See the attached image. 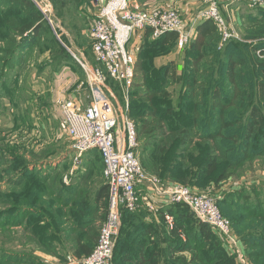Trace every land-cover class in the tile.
I'll return each instance as SVG.
<instances>
[{
	"label": "trees",
	"instance_id": "trees-1",
	"mask_svg": "<svg viewBox=\"0 0 264 264\" xmlns=\"http://www.w3.org/2000/svg\"><path fill=\"white\" fill-rule=\"evenodd\" d=\"M51 1L59 12L88 0ZM239 18L243 41L231 39L220 47V30L213 20L196 23L194 37L181 48L176 72L172 60L159 61L174 50L177 34L151 38L146 28L127 115L136 129L137 146L138 135H143L142 148L148 147L142 169L164 183L218 193L216 205L230 220L246 259L264 264V200L255 192L256 184L246 186L254 200L242 187L219 193L225 181L242 178L247 169L264 163V8ZM45 32L48 25L32 0H0V80L16 65V54L36 41L40 45ZM47 39L52 61L59 53L69 58L50 32ZM169 80L179 86L175 97L168 90ZM91 150L101 160L98 150ZM33 165L28 156L0 150V182L7 185L0 186V229L19 226L16 238L25 236L29 244L13 249L0 242V264H40L33 248L60 263L87 256L107 214L106 182L98 178L86 190L80 188L84 173H78L69 185L58 179L50 187L48 174ZM139 205L134 211L121 210L112 264H238L220 236L187 205L167 203L152 212ZM165 214L173 218L171 227ZM62 239L71 242L70 254L57 251Z\"/></svg>",
	"mask_w": 264,
	"mask_h": 264
},
{
	"label": "built area",
	"instance_id": "built-area-1",
	"mask_svg": "<svg viewBox=\"0 0 264 264\" xmlns=\"http://www.w3.org/2000/svg\"><path fill=\"white\" fill-rule=\"evenodd\" d=\"M203 2L206 6L186 28L179 13L172 8L139 9L132 7L129 0H90L91 6L96 9V16L90 24L88 36L97 65L86 66L79 60L85 72L90 101L87 106L81 107L73 99L66 98L58 105V110L63 129L72 141L74 160L77 161L91 149L98 150L107 184L108 206L93 249L87 256L75 260V264H112L121 210L134 211L140 203L151 211L156 210L158 206L154 198L161 196H166L168 203L187 205L199 220L211 226L232 254L243 262L244 253L238 237L231 229L230 220L221 214L215 197L181 183H164L142 169L135 155L137 136L134 123L127 114H121V120H118L116 108L104 95L103 89L107 78H110L122 87L123 93H128L135 78L136 58L132 51L126 49V44L137 31L149 28L153 38L175 32L176 45L183 48L194 37V25L209 18L220 30L222 41L238 38L221 13L219 2ZM220 3L223 8L232 4L264 8V0H220ZM125 105L127 109V99ZM164 219L171 227L172 216L165 214Z\"/></svg>",
	"mask_w": 264,
	"mask_h": 264
},
{
	"label": "rangeland",
	"instance_id": "rangeland-1",
	"mask_svg": "<svg viewBox=\"0 0 264 264\" xmlns=\"http://www.w3.org/2000/svg\"><path fill=\"white\" fill-rule=\"evenodd\" d=\"M32 1L41 11L48 25L50 35L69 54V58L63 59L61 53H59L56 60H51V52L45 45L49 43L47 39L49 32L43 33L40 45H37L39 42L37 43L36 41L35 44L30 45L28 50L22 52L20 55L16 54V65L11 69L8 68L4 77L0 80V150L6 154L15 152L28 156L34 162L31 168L35 166L40 171V174H48L46 183L50 187L55 186L58 179H61L62 183L69 185L72 178V181L77 178L78 173H84V179L80 183V188L82 186L87 190L92 186V182L95 180V183L98 178L100 181L105 182L102 175L101 160L97 152L92 150L83 154L77 161L74 160L72 141L63 129L62 118L58 105L54 104L53 96H57L55 82L61 79L60 73L64 70V66L72 67L76 71V75L83 79L84 86L86 77L79 60L86 66L96 65L88 36L90 24L96 16V9L91 6V3L88 2L89 0L79 8H69L59 12L55 11L51 0ZM255 9L257 7H250L247 4H232L224 8V16L227 23L229 27L235 30L238 38H229L225 41L220 39L218 47L231 39L243 41L242 33L239 32L238 28V25L242 22L239 17L250 11L254 12ZM244 42H248V40L244 39ZM137 43L135 35L132 34L129 42L126 44V49L133 51L132 46L134 45L133 47L137 48ZM174 49H176V46ZM173 52V55H168L159 62H167L172 59V66L176 72L181 68L182 53L181 49L180 51L173 50ZM137 53L134 52L135 58ZM108 79L106 80V86L103 88L104 95L113 103L118 120L120 121L121 114L125 115L128 112V107L127 109L125 108L126 99L129 103L130 92L134 88L133 85L137 79L132 81L127 94L122 92V87L116 81ZM169 81L171 83L168 85V90L175 97L179 86L174 81ZM143 141L144 136L138 135V146L135 152L141 164V158L143 160L148 158V147L142 148L141 142L143 144ZM143 169L146 173H150L144 167ZM244 174L247 175L245 176ZM244 174L242 178L233 177L224 183L228 188L234 185L245 188L254 200L256 198L254 193L246 186L252 185L250 180H253V178L255 179L253 181L256 183V179L259 176L264 177V163L253 165ZM3 182H0L1 188L7 189V185ZM195 189L198 190L196 187ZM255 192H259V198L264 200V179L260 180L256 185ZM201 193L210 195L207 192ZM217 194H211L210 196L216 198ZM141 206L147 209L143 203L139 205V208H142ZM147 210L152 212L149 209ZM15 231L20 232V227H11L5 231L0 229V242H3L7 248L27 249L29 244L26 242V237L20 236L16 238ZM117 236L115 238L114 249L116 247ZM221 240L227 248L228 254L234 255L229 250L225 241L222 238ZM56 246L58 252L68 254L71 242L62 239V244L57 242ZM32 251H34L33 254L36 256H41L39 253L50 256L49 254L40 252L37 248H33ZM234 257L238 264H250L244 254L243 262L236 255ZM56 261L59 262V259L56 257H52V260L49 257H39L40 264H53Z\"/></svg>",
	"mask_w": 264,
	"mask_h": 264
},
{
	"label": "crops",
	"instance_id": "crops-1",
	"mask_svg": "<svg viewBox=\"0 0 264 264\" xmlns=\"http://www.w3.org/2000/svg\"><path fill=\"white\" fill-rule=\"evenodd\" d=\"M129 1H130V5L132 7L139 8V9H146V8H152V7H167V8L175 9L179 13V15L182 19L183 25H185L186 28L190 27V25L193 23L194 17L206 6V4L203 2V0H129ZM217 1L219 2V5H220V11L224 16L223 5L220 3V0H217ZM224 18H225V16H224ZM195 25H194V27H195ZM144 34H145V29H143L141 31H137L134 33L135 41H138V43H137L138 47L134 48L133 47L134 45L132 46V49H133L132 52L133 53L134 52L137 53L139 51L140 45L143 41L142 39L144 37ZM150 37L153 38L151 34H150ZM180 49L181 48L177 47V45H176V49H174V50L180 51ZM173 53L174 52L172 51L169 55H173ZM136 56H137V54H136ZM95 64L97 65L96 62H95ZM63 68H64V70L60 73L61 79H59L55 82V85L57 88L56 89L57 96H55V95L53 96L54 104L59 105L64 99L70 98V99H73L74 101H76L81 107L87 106L89 101H90V94H89V90H88L86 83L83 86V84H84L83 79L79 78L76 75V71L72 67L64 66ZM87 152H85V153H87ZM85 153H83V154H85ZM73 154L75 156L74 151H73ZM83 154H82V156H83ZM102 167H103V164H102ZM244 175L246 176L247 174H244ZM263 179H264V177L259 176V178L256 179V183L253 181V180H255L254 178H253V180H250V181L252 182V184L255 183L257 185L259 183V181L263 180ZM235 187H237V186L234 185V186L228 188V187H226V184L223 183L219 193L224 191V190H227L230 188H235ZM154 202L156 203V205L158 207H161L163 204H167L168 200H167L166 196L165 197L161 196V197H155ZM241 249L243 250L242 246H241ZM59 253H61V252H59ZM39 254L41 255L40 257H43V258L49 257V259H51V260H52V257H54L52 255H50V256H52V257H50V256H45V254H42V253H39ZM68 254H70V253H68ZM75 260H79V259H76L73 257H68L67 261L64 263H60L57 261H56V263H59V264H75L74 263Z\"/></svg>",
	"mask_w": 264,
	"mask_h": 264
}]
</instances>
